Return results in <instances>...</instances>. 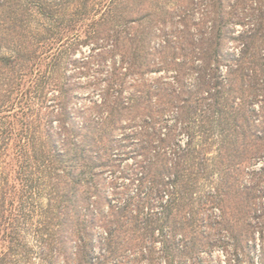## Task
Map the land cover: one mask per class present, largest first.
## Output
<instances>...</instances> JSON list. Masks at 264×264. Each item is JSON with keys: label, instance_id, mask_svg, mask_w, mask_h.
<instances>
[{"label": "trees", "instance_id": "1", "mask_svg": "<svg viewBox=\"0 0 264 264\" xmlns=\"http://www.w3.org/2000/svg\"><path fill=\"white\" fill-rule=\"evenodd\" d=\"M104 2L0 0V264H200L217 242L264 264V8L226 53L219 6L201 35L151 46L113 24L140 13L131 0L111 1L121 18ZM30 5L57 24L30 32ZM102 41L105 87L78 103L66 70ZM128 128L136 190L110 193L102 173Z\"/></svg>", "mask_w": 264, "mask_h": 264}, {"label": "rangeland", "instance_id": "2", "mask_svg": "<svg viewBox=\"0 0 264 264\" xmlns=\"http://www.w3.org/2000/svg\"><path fill=\"white\" fill-rule=\"evenodd\" d=\"M111 1L105 0L104 4L106 7L103 5L102 12L107 8L108 11L114 9V13L121 18V13L128 9L122 6H118L116 9L113 7L114 4L111 5ZM216 1L131 0V9L136 8L135 10L140 13L130 10L126 14L127 21L120 20L113 24L133 26L131 32L138 33L143 43L148 44L151 41V46L158 45L161 39L171 35L179 36L182 42H189L191 34H188V32L191 31L193 35H201V33L206 32L208 25L212 24L214 19V15H210V10L215 9V6H219L220 14L222 15L221 24L225 27L224 50L226 53L236 52L237 40L233 36L234 32L239 33L245 28H251L255 24H259V15L261 9L264 8V0ZM21 2L27 7V0H21ZM29 7L31 9L25 11L21 24H27L30 32H33L32 28H35L36 24H57L53 18H47L38 13L34 5ZM0 24H5L2 18L0 19ZM31 35L29 33V36ZM111 47L112 44L110 42L102 41L96 46H84L83 49L78 50L74 55L79 60L72 64L71 67H68L66 71L73 77L71 79L77 82L78 103L88 100L94 94H102L107 72L114 63V51ZM3 53L7 54L9 51L3 50ZM153 77L155 76L153 75ZM132 129L135 128H128V133H131ZM118 133L122 134L121 132ZM130 135L125 139L121 137L122 135H119L122 139L119 136L116 138L115 150L111 156V162H113L114 166L102 173L103 178H107L110 181L108 183L110 193L115 192V190L134 193V190H136V185L131 183V177L134 176L136 169V150L139 148L137 141L142 136L138 135V137H135L133 132ZM216 150V146L211 149L213 154H216ZM219 180V173L213 171L210 184L203 189L204 192L214 190ZM230 206L233 205L230 204ZM199 209L201 221V216L203 215H211L214 219V215L219 213L215 204H211L206 210L203 206H200ZM223 236L220 238L222 239ZM33 243L35 242L33 241ZM196 256H198L200 264H236L237 259L231 247H226L223 242L207 246L203 253L197 252ZM27 264H39V261L37 257H33V261Z\"/></svg>", "mask_w": 264, "mask_h": 264}]
</instances>
